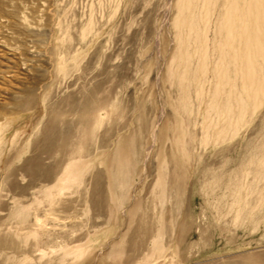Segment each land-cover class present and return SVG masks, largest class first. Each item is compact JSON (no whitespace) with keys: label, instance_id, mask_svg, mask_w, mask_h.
I'll return each mask as SVG.
<instances>
[{"label":"rangeland","instance_id":"1","mask_svg":"<svg viewBox=\"0 0 264 264\" xmlns=\"http://www.w3.org/2000/svg\"><path fill=\"white\" fill-rule=\"evenodd\" d=\"M183 2L0 0V264H264V97Z\"/></svg>","mask_w":264,"mask_h":264},{"label":"bare ground","instance_id":"2","mask_svg":"<svg viewBox=\"0 0 264 264\" xmlns=\"http://www.w3.org/2000/svg\"><path fill=\"white\" fill-rule=\"evenodd\" d=\"M195 1H197V0H184L183 6L181 4L182 9L180 11L183 12L184 17H185L184 22L187 23V25L190 24L192 22V20L194 19L193 18V12H194V2ZM212 1L213 0H204V2H203L202 10L200 12V14H201L200 15V21L202 23L207 24L209 22V16L215 15V12L212 14V9H211V7L213 6L212 5L213 3H211ZM223 4H224V10L222 11L223 16H222L221 21L219 22L218 27H219V31L222 33V35L224 34V37H222L223 38L222 43L225 46L226 51L224 50L225 52L222 53L223 49L221 50V54L223 56L222 57L220 56L221 62H220V64H217L216 70L214 71L215 75L217 76L216 79L218 80V87L222 88V90H223L225 88V86H228L231 89V91H229L225 94V96L227 95L226 97H228V100H226L227 98L222 99V100H224V102L226 100L225 103L229 102L232 104L235 102L237 104V107L238 108L240 107L242 109V108H244V104H245V103H243V101H247V103H249L250 107L255 108L254 106H257L258 103H262L261 102L262 97H264V75H262L263 70H264V0H224ZM215 5L216 4H214V6ZM218 6H220L219 3H218ZM215 8H216V6H215ZM218 9H219V7H218ZM197 16H198V14H197ZM216 16H218V14ZM195 17H196V15H195ZM197 20H199V19H197ZM213 20L216 21V17ZM194 21H195V19H194ZM192 23H194V22H192ZM212 24L216 25V23H214V21ZM193 25H195V24H193ZM195 26H197V25H195ZM195 26H193V27H195ZM207 28H206L205 34H206V32H208ZM213 29H215V27ZM192 30L194 31V29H192ZM195 32H197L196 29H195ZM206 35H208V34H206ZM204 36L205 35H203L202 37H204ZM206 56H207V52H206ZM204 60H207V58L206 59L204 58ZM228 65L229 66L232 65L233 74L235 75V79H231V77L229 76L230 70H229V72L225 71V69H226L225 66L228 67ZM224 67H225V69H224ZM207 69H208V67H207ZM207 72L208 71H206V73ZM202 75L206 76L204 74H202ZM204 79H205V77H204ZM238 84L240 85V89L242 91V94H244V97H242L241 99L245 98V100L238 101L240 98V96H239V98L237 97L238 96L237 95ZM216 90H218V89H216ZM202 91H201V93H202ZM224 93L225 92L220 93L218 91V95L219 94L224 95ZM216 97H214V98H216ZM216 101H218V103H219V100L216 99ZM247 105L245 104V106L247 108H249ZM234 106H236V105H234ZM221 107H222V104H221ZM258 107H260V106H258ZM218 111H220V109ZM222 117H224L223 120L226 121V125L230 126L231 125L229 123L230 119L228 118V116L225 112H223ZM239 117H240V115H239ZM173 158L177 159L175 157V155H173ZM179 168H180V166H179ZM177 172H178V170H177Z\"/></svg>","mask_w":264,"mask_h":264}]
</instances>
